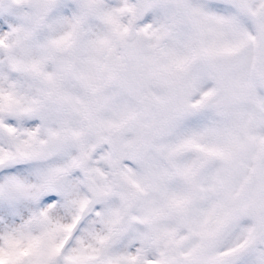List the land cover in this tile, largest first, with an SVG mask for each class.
Returning <instances> with one entry per match:
<instances>
[{
    "label": "snow or ice",
    "instance_id": "snow-or-ice-1",
    "mask_svg": "<svg viewBox=\"0 0 264 264\" xmlns=\"http://www.w3.org/2000/svg\"><path fill=\"white\" fill-rule=\"evenodd\" d=\"M0 264H264V0H0Z\"/></svg>",
    "mask_w": 264,
    "mask_h": 264
}]
</instances>
